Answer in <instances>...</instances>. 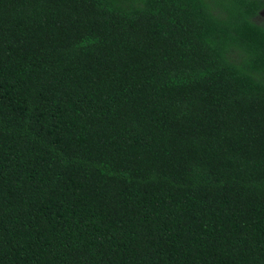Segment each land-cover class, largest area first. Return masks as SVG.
Here are the masks:
<instances>
[{"label":"trees","instance_id":"1","mask_svg":"<svg viewBox=\"0 0 264 264\" xmlns=\"http://www.w3.org/2000/svg\"><path fill=\"white\" fill-rule=\"evenodd\" d=\"M264 0H0V264H264Z\"/></svg>","mask_w":264,"mask_h":264},{"label":"rangeland","instance_id":"2","mask_svg":"<svg viewBox=\"0 0 264 264\" xmlns=\"http://www.w3.org/2000/svg\"><path fill=\"white\" fill-rule=\"evenodd\" d=\"M257 22L264 23V10L259 14Z\"/></svg>","mask_w":264,"mask_h":264}]
</instances>
